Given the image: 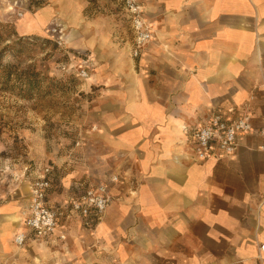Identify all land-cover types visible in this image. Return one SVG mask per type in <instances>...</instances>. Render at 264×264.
Masks as SVG:
<instances>
[{
    "label": "crops",
    "instance_id": "crops-1",
    "mask_svg": "<svg viewBox=\"0 0 264 264\" xmlns=\"http://www.w3.org/2000/svg\"><path fill=\"white\" fill-rule=\"evenodd\" d=\"M115 1L123 40L93 102L91 170L53 168L48 191L56 207L106 183L109 205L98 223L67 217L48 238L27 230L19 247L32 176L24 179L0 194V264H264V139L241 136L231 156L199 160L187 134L232 105L264 125V0H138L152 39L131 61L132 33ZM88 4L47 0L17 30L39 31L56 10L66 18Z\"/></svg>",
    "mask_w": 264,
    "mask_h": 264
},
{
    "label": "rangeland",
    "instance_id": "rangeland-1",
    "mask_svg": "<svg viewBox=\"0 0 264 264\" xmlns=\"http://www.w3.org/2000/svg\"><path fill=\"white\" fill-rule=\"evenodd\" d=\"M46 4L0 1V25H5L0 26V50L13 43L0 53L1 63L31 64L44 76L41 90L29 99L0 89V194L23 186L28 166L49 164L72 172L77 166L91 170L93 164V102L107 86L104 76L113 72V43L123 40L120 9L115 0H89L78 13L64 18L56 10L41 30L20 33L17 24L23 15ZM96 75L103 77L93 81Z\"/></svg>",
    "mask_w": 264,
    "mask_h": 264
},
{
    "label": "built area",
    "instance_id": "built-area-1",
    "mask_svg": "<svg viewBox=\"0 0 264 264\" xmlns=\"http://www.w3.org/2000/svg\"><path fill=\"white\" fill-rule=\"evenodd\" d=\"M117 1L127 16L132 33L129 55L134 59L138 58L145 44L152 39V31L143 16L138 0ZM249 100H253V97ZM187 134L197 159L205 160L217 152L231 156L240 145L241 136L255 134L264 139V125L256 127L250 113L232 105L224 112L212 111L202 125ZM258 148L264 150V144ZM29 167L25 170L28 177L32 176L30 197L28 206L22 212L24 229L14 235L16 245L24 244L27 230L37 238H48L57 229L63 217H77L87 225L101 220L111 200L106 183L90 182L63 204L50 206L48 191L52 187L53 166L46 164L39 170ZM110 181L113 183L119 181L118 175H112ZM60 238H65L63 233ZM262 254L264 243L258 246V257L260 258Z\"/></svg>",
    "mask_w": 264,
    "mask_h": 264
},
{
    "label": "trees",
    "instance_id": "trees-1",
    "mask_svg": "<svg viewBox=\"0 0 264 264\" xmlns=\"http://www.w3.org/2000/svg\"><path fill=\"white\" fill-rule=\"evenodd\" d=\"M0 26L5 27L3 24ZM3 41L6 42L7 39ZM16 43L17 41L14 44ZM12 45L13 43L5 44L1 48L0 53ZM43 81V74L33 65L29 64L25 67H19L15 63L4 64L1 63L0 58V89L2 91L8 92L16 97L29 99L41 90Z\"/></svg>",
    "mask_w": 264,
    "mask_h": 264
},
{
    "label": "bare ground",
    "instance_id": "bare-ground-1",
    "mask_svg": "<svg viewBox=\"0 0 264 264\" xmlns=\"http://www.w3.org/2000/svg\"><path fill=\"white\" fill-rule=\"evenodd\" d=\"M8 219L10 220V224L15 223L18 225V223L20 221V215L16 214V213H11L10 216L8 217ZM11 233H13V230L11 231Z\"/></svg>",
    "mask_w": 264,
    "mask_h": 264
}]
</instances>
